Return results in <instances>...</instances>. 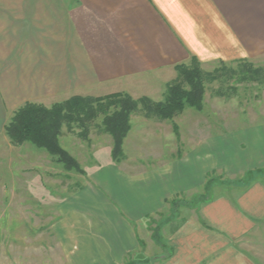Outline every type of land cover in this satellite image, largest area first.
Wrapping results in <instances>:
<instances>
[{
	"label": "crops",
	"instance_id": "0c3cea01",
	"mask_svg": "<svg viewBox=\"0 0 264 264\" xmlns=\"http://www.w3.org/2000/svg\"><path fill=\"white\" fill-rule=\"evenodd\" d=\"M263 53L264 0H0V141L19 155L25 175L17 187L22 220L49 224L44 264H125L153 240L151 216L217 169L240 180L215 182L198 214L162 227L173 247L165 264H245L236 243L264 227V172L249 182L242 177L264 169V124L225 136L223 155L217 138L200 132L192 150L157 155L159 146L149 142L161 138L164 120L141 112L131 118L124 156L114 160L109 148L100 159L96 150L78 175L31 142L12 144L4 126L27 102L51 106L121 91L161 101L176 66L193 56L212 70ZM195 125L201 130V121ZM167 133L186 142L179 122ZM42 207L49 209L45 221ZM34 254L37 264L36 246Z\"/></svg>",
	"mask_w": 264,
	"mask_h": 264
},
{
	"label": "rangeland",
	"instance_id": "374dc122",
	"mask_svg": "<svg viewBox=\"0 0 264 264\" xmlns=\"http://www.w3.org/2000/svg\"><path fill=\"white\" fill-rule=\"evenodd\" d=\"M201 68L206 72H214L216 75L213 80L207 79L205 82L203 109L198 110L194 107H187L174 118L163 119L164 122H161L162 125L160 126L161 138L149 142V146H159L155 151L157 155L162 153L171 154L176 147L183 148L186 151L192 150L194 144L197 143L193 142L195 133L199 132L202 139L211 136L216 137L218 154L223 155L224 146L229 144L225 140V136L227 137L232 132L245 128L248 129L258 124H264V53L245 61L221 62L212 70L205 69L201 63ZM141 112L143 111L138 110L131 118L137 115L136 118L140 120L143 115ZM102 120L103 115L101 114L89 127L87 136L83 134V127L73 126L72 130L66 126L63 127V135L60 137L61 144L67 150H72L74 155L69 152L77 159L83 172L84 167L91 163L98 150L103 154L100 159L110 156L109 148H111L112 154L113 137L111 139L106 136L110 133L103 130ZM198 121H201V130H198L197 125H195ZM177 122L184 129L186 142L177 143L175 138L171 139L168 133L166 134V131L169 132L172 128L176 130ZM158 126L157 122L155 124L152 122L149 128L157 129ZM5 144V141H0V264H23L24 259L26 264L28 262L33 264L35 261L34 257L37 255L34 254L35 246L36 253H38L37 264H44L45 259L49 260L51 258V254L46 253L45 248V246H49V236L47 235L49 224L41 221L34 223L33 221L22 220L24 217L23 213L21 215L17 187L19 186V181L25 179V175L23 172L22 174L19 172V155L16 152L9 153L8 150L6 151ZM31 145L36 147L34 144ZM124 151L123 149V155L118 159H115L112 155L113 159H121L124 156ZM53 159L57 161L54 156ZM40 160L41 158H38L36 162H40ZM31 162H35V160L31 159ZM34 169L30 168L31 172L26 175L33 176L35 172L32 170ZM71 170L75 175L82 173V171L77 169ZM261 172H264V169L253 171L252 175L247 176L248 174H246L242 178L251 179L256 174H261ZM238 177L240 175H227L224 170L217 169L207 176V180L211 179L218 184H231L240 180ZM79 178L82 177L79 176ZM76 179L75 177V182ZM61 190L64 191L65 188ZM206 192L205 185H203L196 190L171 197L170 200L177 197L178 200L176 202H178V205L174 206L167 203L168 205L163 210L152 215L148 221L152 238L153 228L160 227L162 231V227L168 222L175 224V220L180 221L191 214H198L200 212L198 207L195 204H187L186 201L192 200L195 196L201 198L203 195H209L210 191L207 192L208 194ZM37 209L40 214V207ZM48 213V207H42V221H45ZM32 215L31 213V218H33ZM34 231H38L42 236H38L35 239L33 236ZM148 241L147 244H144L139 249L138 254L127 255V259L124 261L125 264L130 262L145 264L140 263V261H148L149 264H165L169 253L173 252V247L169 249L167 244L164 243L165 245H162L154 239H149ZM236 246L241 252L245 264H264V227L241 239L239 243H236ZM47 260L46 264H49Z\"/></svg>",
	"mask_w": 264,
	"mask_h": 264
},
{
	"label": "trees",
	"instance_id": "16d2710c",
	"mask_svg": "<svg viewBox=\"0 0 264 264\" xmlns=\"http://www.w3.org/2000/svg\"><path fill=\"white\" fill-rule=\"evenodd\" d=\"M176 69L177 77L168 85L165 98L161 101H154L147 96L134 98L129 93L121 91L103 96L75 95L55 102L51 106L27 102L7 120L4 126L5 134L14 145L31 142L47 150L66 169L83 172L77 159L61 144L63 127L66 126L70 130L73 126L83 127V134L87 136L89 127L102 114L103 130L112 135L114 142L112 155L118 159L123 155L124 140L131 128V116L138 110H142L149 117L172 119L187 107L203 109L205 82L207 79L213 80L216 77L215 73L204 71L201 68V61L196 56L192 57L189 64H178ZM247 174V176L252 175V171ZM243 180L249 182L251 179ZM214 183L208 179L205 190L209 192ZM208 198L209 195H203L201 198L195 196L186 203L198 206ZM177 200V197L168 199L167 203L176 206ZM153 239L165 245L160 227L153 228ZM128 264H138V262Z\"/></svg>",
	"mask_w": 264,
	"mask_h": 264
}]
</instances>
